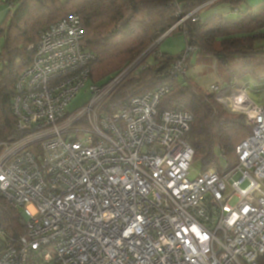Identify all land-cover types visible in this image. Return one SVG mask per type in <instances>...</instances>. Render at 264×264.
<instances>
[{
    "label": "built area",
    "instance_id": "2783aa9c",
    "mask_svg": "<svg viewBox=\"0 0 264 264\" xmlns=\"http://www.w3.org/2000/svg\"><path fill=\"white\" fill-rule=\"evenodd\" d=\"M194 12L170 30L196 20ZM84 33L74 13L44 28L16 84L20 138L0 142V212L3 202L17 211L23 232L13 236L0 225V264H258L264 103L244 88L225 96L218 84L210 87L223 106L246 117L252 133L237 146L235 166L190 178L193 115L159 109L172 84L104 111L130 66L105 85L90 84L89 101L68 111L90 79L94 55L82 47ZM193 50L173 62V75L187 73Z\"/></svg>",
    "mask_w": 264,
    "mask_h": 264
},
{
    "label": "trees",
    "instance_id": "16d2710c",
    "mask_svg": "<svg viewBox=\"0 0 264 264\" xmlns=\"http://www.w3.org/2000/svg\"><path fill=\"white\" fill-rule=\"evenodd\" d=\"M3 4L10 10L0 25V142L20 138L12 103L19 77L34 58L32 46L44 28L74 13L80 15L85 29L82 47L94 55L90 84L105 85L134 62L147 65L128 72L105 97L104 111L112 112L130 97L170 82L174 88L159 109H182L193 115L186 136L194 151L192 166L201 172L211 167L222 172L221 156L228 167L237 164L236 148L252 133L246 117L227 109L216 94L186 76L170 74L175 58L186 49L177 56L160 54L156 42L181 16L195 11L196 20L190 17L166 35L178 31L185 35L187 47H195L189 52L188 65L194 56L197 65L213 67L228 85L244 78L263 80L264 1L251 6L245 0H0ZM217 6L237 12L236 18H225L224 11L206 20L197 16L202 9ZM1 206L0 225L13 236L22 233L17 211L5 202ZM257 263L264 264V255Z\"/></svg>",
    "mask_w": 264,
    "mask_h": 264
},
{
    "label": "rangeland",
    "instance_id": "374dc122",
    "mask_svg": "<svg viewBox=\"0 0 264 264\" xmlns=\"http://www.w3.org/2000/svg\"><path fill=\"white\" fill-rule=\"evenodd\" d=\"M233 17H235V15L228 14L227 17L225 18L233 19ZM171 31H174V30H168L165 35H167ZM1 40H0V50H1V44H2ZM158 41L156 42V44H159L158 48H159L160 54L167 53L171 56H177L178 54L182 53L185 49H187L185 35L182 33H179L178 31H176L175 33H171L165 38H163L161 43H158ZM152 57L153 55L150 56L148 59L150 62L152 61ZM176 60L177 58H175L174 61ZM139 62H134L135 64H132L130 68L135 69L137 67L138 68L141 67V69H144L145 67H147L146 63L144 62L139 63ZM184 76H186L187 79L189 80L191 79L193 82L197 83L200 87L207 89L208 92H211L210 87L215 84H218L221 88H223V91L226 95H230L231 92L233 90H237V88L238 89L241 87L245 88V91L248 93L249 98L253 100L256 104H259L260 106H262L264 103V79L254 80L252 78L251 79L244 78V79H239V81L234 82L232 85H228L225 81H223L217 75L213 67H210L208 65H202V66L197 65L196 58H194V56L192 57L190 66L189 65L187 66V73ZM166 83H170V82H166ZM91 97H92V91L90 88V83H87L80 90V92L71 100L69 107H68V111L74 112L76 110L81 109V107L84 106ZM221 166L225 169L228 168V163L223 156H221ZM191 168L192 170L190 172V178H195V176H197L201 172V168H199L198 166H194V167L192 166ZM249 184H250V180L245 179L243 182L239 184V188L244 190V188H246ZM228 187L229 189H231L229 185ZM238 202H239V197H238V194L235 193L233 194L232 198L230 199L228 203L233 207V206H236Z\"/></svg>",
    "mask_w": 264,
    "mask_h": 264
},
{
    "label": "crops",
    "instance_id": "0c3cea01",
    "mask_svg": "<svg viewBox=\"0 0 264 264\" xmlns=\"http://www.w3.org/2000/svg\"><path fill=\"white\" fill-rule=\"evenodd\" d=\"M245 1L249 5L254 6V5L260 4V2H262L264 0H245ZM9 10H10V7L5 6L4 4L3 5H0V25L3 23L4 18L7 15V13H8ZM223 11H224V14H226L225 17H227L228 14L229 15H235V17L237 16L236 15L237 12H233V11L229 10V8L226 7V6H223V7L222 6H217V7L211 8L209 10L202 9L197 16L200 17L202 20H206L208 18H211V16H213V15L223 13ZM235 17H233V19ZM2 44H1V47H2Z\"/></svg>",
    "mask_w": 264,
    "mask_h": 264
},
{
    "label": "water",
    "instance_id": "95a60500",
    "mask_svg": "<svg viewBox=\"0 0 264 264\" xmlns=\"http://www.w3.org/2000/svg\"><path fill=\"white\" fill-rule=\"evenodd\" d=\"M165 34H166V33H165ZM165 34H164V36H166ZM164 36H163V38H164ZM163 38L159 39L158 43L161 42V41L163 40Z\"/></svg>",
    "mask_w": 264,
    "mask_h": 264
},
{
    "label": "clouds",
    "instance_id": "9594fccd",
    "mask_svg": "<svg viewBox=\"0 0 264 264\" xmlns=\"http://www.w3.org/2000/svg\"><path fill=\"white\" fill-rule=\"evenodd\" d=\"M241 88H242V87H241ZM222 89H223V88H222ZM244 89H245V88H244ZM237 90H239V89L237 88ZM233 91H234V90H233ZM233 91H232V92H233ZM232 92H231V93H232ZM224 94H225V93H224ZM225 96H228V95L225 94Z\"/></svg>",
    "mask_w": 264,
    "mask_h": 264
}]
</instances>
